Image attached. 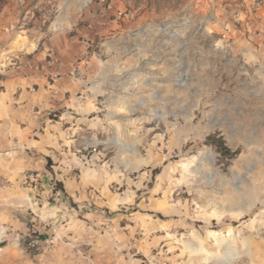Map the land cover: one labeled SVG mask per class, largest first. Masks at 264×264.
I'll list each match as a JSON object with an SVG mask.
<instances>
[{"label":"rangeland","instance_id":"374dc122","mask_svg":"<svg viewBox=\"0 0 264 264\" xmlns=\"http://www.w3.org/2000/svg\"><path fill=\"white\" fill-rule=\"evenodd\" d=\"M259 1L0 0V264H224L214 232L249 261L264 243ZM62 35L117 72L116 118L75 143L83 170L65 167L88 181L73 199L5 84Z\"/></svg>","mask_w":264,"mask_h":264},{"label":"crops","instance_id":"0c3cea01","mask_svg":"<svg viewBox=\"0 0 264 264\" xmlns=\"http://www.w3.org/2000/svg\"><path fill=\"white\" fill-rule=\"evenodd\" d=\"M260 17L264 27V6ZM80 38L62 35L45 43L43 49H36L32 58L5 82L8 96L14 98L12 107L21 109V116L14 123L26 122L24 129L39 131L43 139L36 140L40 144L38 148H43L44 156L53 160L51 167L57 171V180L69 184L66 192L72 199L88 183L83 179L84 183L78 184L73 177L65 178L69 173L65 167L72 168V163L81 161L80 143L78 146L75 143L85 133H99L103 121L116 118L110 111L114 104L106 98L116 95L118 89L113 66L98 63L93 57L81 60L85 47ZM260 53L264 56V46ZM47 56H53V61H47ZM80 166L82 170L85 168ZM250 251L253 256L246 264H264V243L260 242L257 252L251 247Z\"/></svg>","mask_w":264,"mask_h":264},{"label":"bare ground","instance_id":"6f19581e","mask_svg":"<svg viewBox=\"0 0 264 264\" xmlns=\"http://www.w3.org/2000/svg\"><path fill=\"white\" fill-rule=\"evenodd\" d=\"M140 162H142V160ZM251 207H252V204L248 205L246 207V209L243 210L241 213L246 212V211L248 212L251 209ZM214 235L217 237L218 241L227 244L229 255H228L227 261L224 264H233L234 261L237 259V257H239V255H240V253L236 247L235 241L233 239H231L229 241V240L224 239L223 237H220L219 232H214ZM193 250L194 251H202V248L201 247H194ZM216 256L218 257V255H216Z\"/></svg>","mask_w":264,"mask_h":264},{"label":"trees","instance_id":"16d2710c","mask_svg":"<svg viewBox=\"0 0 264 264\" xmlns=\"http://www.w3.org/2000/svg\"><path fill=\"white\" fill-rule=\"evenodd\" d=\"M231 156H233V155H231ZM49 165H50V161L48 160V166ZM59 189L62 190V191H65L64 186H63V184L61 182H58L56 184L55 191H57ZM2 247H3V244L0 243V248H2Z\"/></svg>","mask_w":264,"mask_h":264},{"label":"built area","instance_id":"2783aa9c","mask_svg":"<svg viewBox=\"0 0 264 264\" xmlns=\"http://www.w3.org/2000/svg\"><path fill=\"white\" fill-rule=\"evenodd\" d=\"M263 3H264L263 0H260V1H259V4H260V5L263 4ZM38 244H39V241H37V240H36V241L33 240V241L31 242L30 245H31L32 247H36Z\"/></svg>","mask_w":264,"mask_h":264}]
</instances>
